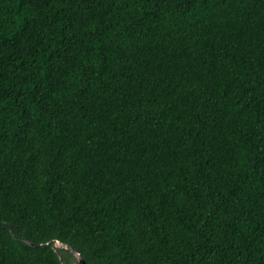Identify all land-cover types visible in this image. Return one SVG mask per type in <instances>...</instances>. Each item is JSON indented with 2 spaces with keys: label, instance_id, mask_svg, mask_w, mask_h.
I'll return each mask as SVG.
<instances>
[{
  "label": "trees",
  "instance_id": "obj_1",
  "mask_svg": "<svg viewBox=\"0 0 264 264\" xmlns=\"http://www.w3.org/2000/svg\"><path fill=\"white\" fill-rule=\"evenodd\" d=\"M0 264H264V0H0Z\"/></svg>",
  "mask_w": 264,
  "mask_h": 264
},
{
  "label": "water",
  "instance_id": "obj_2",
  "mask_svg": "<svg viewBox=\"0 0 264 264\" xmlns=\"http://www.w3.org/2000/svg\"><path fill=\"white\" fill-rule=\"evenodd\" d=\"M57 245H58V247L69 249L68 247H66V246H64V245H62L60 243H57Z\"/></svg>",
  "mask_w": 264,
  "mask_h": 264
}]
</instances>
